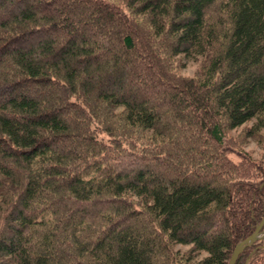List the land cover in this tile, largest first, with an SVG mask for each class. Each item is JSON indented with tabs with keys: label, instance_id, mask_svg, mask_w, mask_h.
<instances>
[{
	"label": "trees",
	"instance_id": "trees-1",
	"mask_svg": "<svg viewBox=\"0 0 264 264\" xmlns=\"http://www.w3.org/2000/svg\"><path fill=\"white\" fill-rule=\"evenodd\" d=\"M263 217L264 0H0V264H227Z\"/></svg>",
	"mask_w": 264,
	"mask_h": 264
},
{
	"label": "rangeland",
	"instance_id": "rangeland-1",
	"mask_svg": "<svg viewBox=\"0 0 264 264\" xmlns=\"http://www.w3.org/2000/svg\"><path fill=\"white\" fill-rule=\"evenodd\" d=\"M178 60L180 61L181 64V69L180 72L185 75V76H192L195 74V72L198 69L200 59L199 57H190L186 56L184 54H180L178 57ZM251 122H248V125H250ZM245 149L248 150L253 157L259 158L262 154V145L256 141L250 140L246 145ZM188 245H183V244H177L175 246L176 249H179L180 251H185L188 249ZM205 254H202L203 256ZM199 256V258L201 257Z\"/></svg>",
	"mask_w": 264,
	"mask_h": 264
},
{
	"label": "water",
	"instance_id": "water-1",
	"mask_svg": "<svg viewBox=\"0 0 264 264\" xmlns=\"http://www.w3.org/2000/svg\"><path fill=\"white\" fill-rule=\"evenodd\" d=\"M263 225H264V217L258 224L255 231L249 237L240 241L235 246L227 264H235L238 259L239 254L241 253V251L244 249L245 246L250 245L252 242H254L258 238L264 237V230H262Z\"/></svg>",
	"mask_w": 264,
	"mask_h": 264
}]
</instances>
